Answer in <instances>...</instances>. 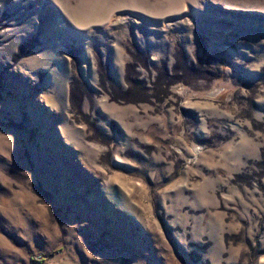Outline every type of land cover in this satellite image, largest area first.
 Masks as SVG:
<instances>
[{"label":"rangeland","instance_id":"rangeland-1","mask_svg":"<svg viewBox=\"0 0 264 264\" xmlns=\"http://www.w3.org/2000/svg\"><path fill=\"white\" fill-rule=\"evenodd\" d=\"M264 0H0V264H264Z\"/></svg>","mask_w":264,"mask_h":264},{"label":"trees","instance_id":"trees-1","mask_svg":"<svg viewBox=\"0 0 264 264\" xmlns=\"http://www.w3.org/2000/svg\"><path fill=\"white\" fill-rule=\"evenodd\" d=\"M32 259L37 262V264H41L44 260L43 257H32Z\"/></svg>","mask_w":264,"mask_h":264},{"label":"water","instance_id":"water-1","mask_svg":"<svg viewBox=\"0 0 264 264\" xmlns=\"http://www.w3.org/2000/svg\"><path fill=\"white\" fill-rule=\"evenodd\" d=\"M255 13L264 14V12H262V11H255Z\"/></svg>","mask_w":264,"mask_h":264}]
</instances>
